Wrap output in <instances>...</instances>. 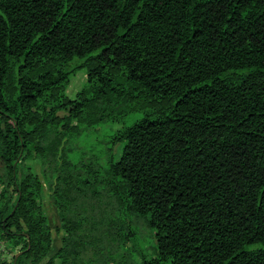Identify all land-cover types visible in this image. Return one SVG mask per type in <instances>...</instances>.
<instances>
[{"label": "trees", "instance_id": "trees-1", "mask_svg": "<svg viewBox=\"0 0 264 264\" xmlns=\"http://www.w3.org/2000/svg\"><path fill=\"white\" fill-rule=\"evenodd\" d=\"M107 122L104 161L71 158ZM101 189L118 215L94 214ZM2 245L0 264H264V0H0Z\"/></svg>", "mask_w": 264, "mask_h": 264}, {"label": "rangeland", "instance_id": "rangeland-1", "mask_svg": "<svg viewBox=\"0 0 264 264\" xmlns=\"http://www.w3.org/2000/svg\"><path fill=\"white\" fill-rule=\"evenodd\" d=\"M86 82V71L84 69H79L77 73L72 76L70 85L68 87V94L71 98H74L76 93L84 86ZM64 113H60L63 115ZM141 114L137 113L134 118H140ZM122 125L107 122L101 124L98 127L88 129L84 134L68 143V147H72L75 151L71 154V158H83L85 162H89L93 158H100L101 162L104 161L105 151L107 147V142L114 129H118ZM36 171L38 172L44 186H45V197L43 199V207L46 215L48 216L50 226L52 228L53 234V252H56L61 246L62 234H59L56 229L60 226L59 212L54 203L51 200V192L48 189L44 173L42 171V166L38 163L35 165ZM100 199L97 200V207L95 208V215H113L119 214L118 207L114 204L108 196L106 190L101 189ZM135 224L137 225L138 232V243L147 250L148 253H152L154 241L152 240L151 233L145 225L143 219H135ZM132 246V243L129 244ZM51 253V255H52ZM13 250L2 245L0 247V260L11 261L13 257Z\"/></svg>", "mask_w": 264, "mask_h": 264}, {"label": "water", "instance_id": "water-1", "mask_svg": "<svg viewBox=\"0 0 264 264\" xmlns=\"http://www.w3.org/2000/svg\"><path fill=\"white\" fill-rule=\"evenodd\" d=\"M18 256V255H17Z\"/></svg>", "mask_w": 264, "mask_h": 264}]
</instances>
